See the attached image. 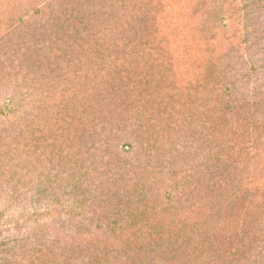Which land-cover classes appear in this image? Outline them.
<instances>
[{
	"label": "trees",
	"instance_id": "16d2710c",
	"mask_svg": "<svg viewBox=\"0 0 264 264\" xmlns=\"http://www.w3.org/2000/svg\"><path fill=\"white\" fill-rule=\"evenodd\" d=\"M0 264H264V0H0Z\"/></svg>",
	"mask_w": 264,
	"mask_h": 264
}]
</instances>
